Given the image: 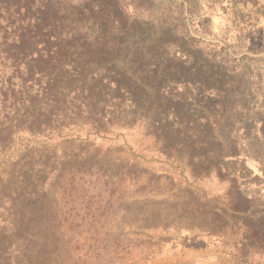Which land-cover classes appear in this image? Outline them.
Returning <instances> with one entry per match:
<instances>
[{
	"label": "rangeland",
	"instance_id": "374dc122",
	"mask_svg": "<svg viewBox=\"0 0 264 264\" xmlns=\"http://www.w3.org/2000/svg\"><path fill=\"white\" fill-rule=\"evenodd\" d=\"M23 1L0 0V264H264V0ZM9 25H61L52 51L74 59L140 54L168 69L167 94L191 104L209 92L212 125L157 140L144 122L97 129L46 106V79L13 62L38 69L44 47L21 53ZM198 49L207 90L176 74ZM30 107L52 119L27 130ZM206 136L219 146L198 151Z\"/></svg>",
	"mask_w": 264,
	"mask_h": 264
},
{
	"label": "trees",
	"instance_id": "16d2710c",
	"mask_svg": "<svg viewBox=\"0 0 264 264\" xmlns=\"http://www.w3.org/2000/svg\"><path fill=\"white\" fill-rule=\"evenodd\" d=\"M31 1L33 0L23 1L26 8L32 7L33 3ZM41 1H45L46 4L50 5L52 3L51 0ZM18 11L20 10L18 9ZM24 22L26 20L22 19L20 23ZM30 22L31 20H28L29 24ZM8 27L14 29L15 34L19 31L23 33L16 36L17 39L14 42L21 53L28 48L27 45L31 47L37 44L44 47L45 58L43 56L38 58L41 63V67L39 66L38 69L33 66L28 67L22 61L20 63L13 62L18 67L24 65L23 67L28 73L33 74L36 72L41 80L46 79L45 91L52 95L48 97L46 106L65 107L69 105L73 115L74 111H77L78 115L83 116L81 120L91 122L97 129H102L105 121L112 125H132L138 121L144 122L154 130L152 134L157 140L167 132L166 127L178 130L183 126H194L196 124L207 133V129L212 125L211 122L215 113L213 98L209 92L200 94L198 98H195L196 101L194 100L191 104L167 94L164 85L168 80V69H160L158 66H154L155 68L150 70V66L140 57V54L139 57L128 62L125 66L119 65L115 61L109 63L105 60V57L102 59H97L93 55L91 57L87 52L85 58L78 56V59H74L68 57L69 51L61 50L58 45L54 47V52L52 51L51 38L59 39V33L56 29L60 28L62 30L61 25H25V28L24 25H9ZM0 29H2L1 25ZM70 29H66L65 34L71 37L72 41L81 37L85 43L90 42V36L85 37L87 33L83 31V28L78 31L77 29ZM34 30L38 39L37 42L35 37L27 39L24 34L27 32L31 34ZM94 36L91 35V39ZM4 39L7 43L8 38ZM181 40L182 42L177 40L173 42H177L176 44L181 46L182 49L187 42L185 38ZM201 50L198 49L192 53L187 51L185 55H189V58L178 65L176 74L180 77L181 75L188 76L193 72L192 77H186V80L189 81L190 78L193 83H195L194 81L199 83L201 81L200 84L205 85L202 88L207 90L209 87L206 82L211 77L212 70L211 66L208 65L199 66L198 60H201L199 55ZM96 55L99 56V54ZM223 73L220 75L221 79H225ZM61 84L64 85L60 86ZM41 105L43 104L41 103L38 106ZM43 110L42 107L39 110L36 107L26 109L24 117L29 126L27 130L32 131V128H36L35 126L45 124L43 120L52 119V113L42 114ZM63 114L64 111H61V116ZM0 133H3V131L0 130ZM8 136L11 137V135ZM165 138L168 137L165 136ZM208 138L209 136H206L200 141H198L200 139L198 138L195 142V148L200 151L207 144L215 148L216 145L219 146L216 139L213 141L212 138ZM180 150L187 154V157L191 154V150L194 151L186 146H181ZM223 152L221 148H218L213 154L221 157ZM194 158L190 155L189 162Z\"/></svg>",
	"mask_w": 264,
	"mask_h": 264
}]
</instances>
